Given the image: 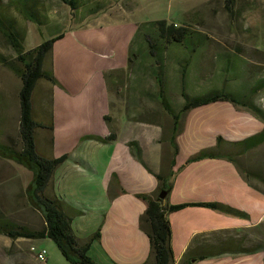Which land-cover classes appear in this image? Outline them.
Returning a JSON list of instances; mask_svg holds the SVG:
<instances>
[{"label": "crops", "instance_id": "obj_1", "mask_svg": "<svg viewBox=\"0 0 264 264\" xmlns=\"http://www.w3.org/2000/svg\"><path fill=\"white\" fill-rule=\"evenodd\" d=\"M121 13L116 20L66 29L46 58L50 63L44 62L55 81H38L33 92V116L42 124L35 135L37 143L48 138L44 156L66 155L46 194L62 200L80 242L98 233L89 251L97 264L150 263L149 238L140 227L147 206L142 196L159 197L164 191L160 175L172 183L159 197L163 206L217 203L241 212L204 205L169 212L172 264L184 257L191 264H264V182H248L226 156L186 163L203 151L230 152L231 143L261 131L263 119L226 100L190 108L180 115L174 154L173 118L161 103L176 112L185 97L228 90V78L209 71L207 62L195 66L193 53L185 49L190 42L149 41L156 30L143 24L150 21L125 19ZM246 94L237 91L236 96ZM44 97L50 103L46 117L40 104ZM1 103L4 127L9 104L4 98ZM14 103L19 120L18 99ZM218 136L223 139L219 148ZM263 148L264 143L243 159L264 178ZM259 151L260 158L252 162L251 154ZM238 237L247 244L253 241L256 248L234 253ZM20 240L37 246L34 241L41 239L14 241ZM15 252L0 244V264ZM200 255L208 256L198 259Z\"/></svg>", "mask_w": 264, "mask_h": 264}, {"label": "rangeland", "instance_id": "obj_2", "mask_svg": "<svg viewBox=\"0 0 264 264\" xmlns=\"http://www.w3.org/2000/svg\"><path fill=\"white\" fill-rule=\"evenodd\" d=\"M121 8L128 9L129 13H121ZM28 12L35 16L38 23L30 20ZM119 12L125 19L150 21L143 24L147 27H152V20L160 19L188 27L191 35L188 42L192 44L187 43L185 49L193 53V64L197 66L199 63L201 68L202 63L206 65L207 62L209 71L211 69L221 74L222 78H228L225 83L230 90L227 92L236 95L237 91H243L264 108V86L258 87L255 92L251 90L264 80V0H77L76 9L61 0H0V22L10 25L19 34L23 51L54 34L84 23L119 19ZM149 35L160 39L155 31ZM193 43H200L203 47ZM0 53L9 58L15 57L14 49L1 32ZM227 61L230 64L224 72ZM48 63L50 59L46 60ZM20 83V78L0 63V117L3 98L9 104L7 125L3 127L0 124V143L18 141L19 120L14 113V102L18 99ZM45 97L40 103L44 117L48 116L50 108ZM35 140L38 152L45 154L48 138L43 140L44 143L41 140L37 143L35 135ZM260 153L251 154L252 162L260 158ZM243 164L249 166L244 159ZM31 176L25 166L0 157V211L17 225L37 229L41 228L43 221L39 212L36 214L31 207L24 190ZM12 187L16 189L9 191ZM20 241H12L0 234L1 245L18 250L8 257L7 264H43L30 250L31 245L26 244V240ZM34 242L37 247L45 248L48 260L45 264H71L50 238Z\"/></svg>", "mask_w": 264, "mask_h": 264}, {"label": "trees", "instance_id": "obj_3", "mask_svg": "<svg viewBox=\"0 0 264 264\" xmlns=\"http://www.w3.org/2000/svg\"><path fill=\"white\" fill-rule=\"evenodd\" d=\"M72 9H76L77 0H61ZM95 11V10H93ZM30 20L38 23L35 16L28 12ZM156 29V34L160 39L183 43L191 38L190 29L186 26H176L174 23H167L165 20H154L150 23ZM0 32L6 38L7 43L14 49L15 57L9 58L0 53V63L10 69L20 78V88L18 90V141H11L9 144L0 143V157L13 160L25 166L31 172V180L27 184L25 194L31 206L36 209L42 218L41 228L31 229L17 225L12 220H8L0 211V234L14 241L17 238L42 239L50 238L58 247L63 257L71 264H97L89 254L91 241L97 238L95 233L88 241L80 242L72 228V219L63 209L62 200L56 196L46 194V187L51 180L56 167L66 158V155L59 157H46L41 155L36 147V129L42 124L33 117L32 93L39 80L44 79L50 82L55 81L53 73L44 68V62L50 54L53 44L62 37V32L54 34L43 40L37 46L23 51L19 34L10 25L0 22ZM147 40L154 41L156 38L148 35ZM150 50L154 49V44H150ZM230 63L226 62L225 66ZM264 86V80L255 85L251 90L256 91L258 87ZM230 101L235 105L245 107L257 117L264 121V108L256 103L248 94L237 97L222 88L215 92L200 97H185L182 107L178 111L171 110L165 101L161 104L171 113L173 118V129L171 144L173 153L176 154L178 148L174 137L178 131L179 118L182 113L190 108L208 104L215 101ZM223 141L221 136L217 137L216 146L219 148ZM264 143V128L240 141L230 144V152H200L189 157L186 163L199 160L205 157L226 156L232 161L238 171L248 182H264L262 172L244 166L243 157L250 150ZM172 174L168 176L171 178ZM160 190L169 192L172 183L166 177L158 175ZM167 180V181H166ZM147 206L140 217V227L146 232L150 242V263L142 264H172L173 254L170 245L171 229L168 220V213L189 205H204L222 212L241 214L240 211L217 203H182L176 205H161V199L156 197L142 196ZM238 232V231H237ZM245 237V235H241ZM243 237L235 239L237 244L232 250L234 253L249 252L254 250V242L244 243ZM239 241V242H238ZM217 255V254H213ZM208 255H200L197 258H206ZM179 264H191L185 257Z\"/></svg>", "mask_w": 264, "mask_h": 264}, {"label": "built area", "instance_id": "obj_4", "mask_svg": "<svg viewBox=\"0 0 264 264\" xmlns=\"http://www.w3.org/2000/svg\"><path fill=\"white\" fill-rule=\"evenodd\" d=\"M30 250L33 252L34 255H42V262L45 261L46 259L45 258V254H46L45 248H40L35 245H31Z\"/></svg>", "mask_w": 264, "mask_h": 264}, {"label": "water", "instance_id": "obj_5", "mask_svg": "<svg viewBox=\"0 0 264 264\" xmlns=\"http://www.w3.org/2000/svg\"><path fill=\"white\" fill-rule=\"evenodd\" d=\"M165 194V191H162V193L159 195L160 198H162Z\"/></svg>", "mask_w": 264, "mask_h": 264}, {"label": "bare ground", "instance_id": "obj_6", "mask_svg": "<svg viewBox=\"0 0 264 264\" xmlns=\"http://www.w3.org/2000/svg\"><path fill=\"white\" fill-rule=\"evenodd\" d=\"M37 258L42 261V255H37Z\"/></svg>", "mask_w": 264, "mask_h": 264}]
</instances>
